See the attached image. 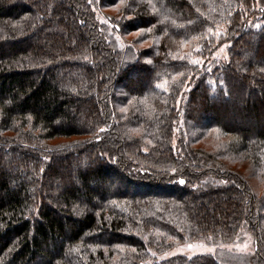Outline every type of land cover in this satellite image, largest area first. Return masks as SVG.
Listing matches in <instances>:
<instances>
[{"label":"trees","instance_id":"16d2710c","mask_svg":"<svg viewBox=\"0 0 264 264\" xmlns=\"http://www.w3.org/2000/svg\"><path fill=\"white\" fill-rule=\"evenodd\" d=\"M229 157L264 181V0H0V264H264Z\"/></svg>","mask_w":264,"mask_h":264},{"label":"rangeland","instance_id":"374dc122","mask_svg":"<svg viewBox=\"0 0 264 264\" xmlns=\"http://www.w3.org/2000/svg\"><path fill=\"white\" fill-rule=\"evenodd\" d=\"M135 36L132 35L128 37L127 39H124L125 41L132 42V39ZM226 52V48L223 47L220 49L219 54L224 55ZM218 54V55H219ZM203 146L207 149H214L216 147V142L214 141V138L211 137H206L199 144H197V147ZM231 158V159H230ZM226 160H228L231 164L235 165V167H239L241 169V172L245 173L246 177L249 179L250 185L252 186L253 190L258 194L262 195L264 193V181L262 180L261 177L257 175L256 169L249 168L247 162L240 160L239 158H232L229 157ZM246 170V171H245ZM237 250L243 253H247L250 251L249 249V244L247 243H242L239 244L237 247ZM178 253H183L187 255H195L199 253H205L207 250L201 249V248H191L189 249L188 247H184L177 251Z\"/></svg>","mask_w":264,"mask_h":264},{"label":"snow or ice","instance_id":"6c2138e0","mask_svg":"<svg viewBox=\"0 0 264 264\" xmlns=\"http://www.w3.org/2000/svg\"><path fill=\"white\" fill-rule=\"evenodd\" d=\"M92 2V0H89V3H91ZM104 131V129H101V132H103ZM179 183H181V184H184V183H186L183 179H181L180 181H179ZM193 246L191 245V244H189L188 245V248L189 249H191ZM209 252H214V249H209L208 250Z\"/></svg>","mask_w":264,"mask_h":264}]
</instances>
